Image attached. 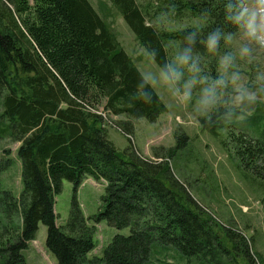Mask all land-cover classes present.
Masks as SVG:
<instances>
[{
  "label": "trees",
  "instance_id": "16d2710c",
  "mask_svg": "<svg viewBox=\"0 0 264 264\" xmlns=\"http://www.w3.org/2000/svg\"><path fill=\"white\" fill-rule=\"evenodd\" d=\"M109 1L162 72L168 65L190 70L178 62L188 50L189 64L203 65L206 57L209 66L218 63L206 47L209 35L220 34L218 53L237 30L228 6L239 0H148L146 6ZM187 16L204 22L177 31L162 27ZM176 45L179 55L171 52ZM189 76L202 77L191 71ZM167 111L91 0H0V142L20 144L24 186L16 199L0 185V264H26L23 252L40 224L58 264H153L168 256L176 264H264L255 260L253 238L215 220L214 225L174 177L170 161L186 149L189 136L175 133L176 145L156 152L157 160L133 148L122 153L109 138L113 117L127 119L115 127L132 137L134 121L154 123ZM227 113L213 107L199 118L201 129L214 135L230 128ZM255 118L242 119L244 127L231 130L228 143L244 180L264 191V119ZM11 164L1 163L0 174ZM87 177L106 182L94 220L130 229L115 236L100 257L91 256L93 232L76 196ZM64 181L73 185L72 213L60 226L55 198Z\"/></svg>",
  "mask_w": 264,
  "mask_h": 264
},
{
  "label": "rangeland",
  "instance_id": "374dc122",
  "mask_svg": "<svg viewBox=\"0 0 264 264\" xmlns=\"http://www.w3.org/2000/svg\"><path fill=\"white\" fill-rule=\"evenodd\" d=\"M91 2L114 30L121 47L168 108L157 122L150 123L145 119L134 121L135 129L132 137L126 136L115 127V122L126 121L125 117H113V121L109 119L107 130L110 140L122 153L128 148H133L135 154L157 160L154 156L156 152L166 153L176 145L175 133L180 132L189 136L191 140L186 149L180 151L170 161L174 177L187 187L192 199L207 215H210V221L214 225L217 223L226 229L243 233L247 239L253 238L255 260L258 261L256 258L258 256L259 261L264 262V191L244 180L236 166L238 159L235 149L228 143L230 131L234 130L238 133V128L244 127L241 123L242 119L252 116H256L255 119H264V89H261V83H264V46L246 38L244 29L237 24V30L231 39H228L224 48L218 53L215 50L212 54L218 63L213 62L212 66H209L211 58L206 57L203 59L204 66H197L198 72L182 70V78L173 83L163 78V72L137 41L119 11L109 0H91ZM137 2L139 6H146L148 0H137ZM244 2L254 6V0H244ZM201 20L187 16L178 22L163 21L162 27L169 31L183 30L202 24L203 20ZM244 47H248L249 51L242 55L241 50ZM172 48L171 52L179 53L177 45ZM225 55L232 56V63L226 70L220 63ZM190 71L202 77H198L192 85L191 98L185 99L183 85L185 81L191 79ZM222 73H225L229 79L226 86L217 85L219 98L215 108L223 107L228 112V117L232 116V120H227L232 126L220 129V132L213 135L201 129L199 118L208 114L210 110L204 112L201 109L200 98L204 89L220 79ZM233 74L238 76L235 84L231 80ZM237 86L256 91V100L238 107L232 105L231 101ZM261 122L263 123L259 126L262 129L264 120ZM19 145L12 140L0 142V164H4L6 160L12 162L10 169L0 174L1 189L11 192L16 199L21 198L24 190L23 166L17 156ZM105 189V181H96L87 177L76 192L85 225L93 232L96 247L91 256H102L115 236L130 234L129 228L117 230L110 227L107 222L94 220L102 208ZM72 199L73 185L64 181L61 194L55 198L57 223L60 226H65L71 217ZM1 212L3 211L0 208ZM18 217L19 215L14 213V219L20 224ZM217 231L221 233L218 228ZM46 239L47 228L40 224L34 240L23 252L26 264H58L55 256L46 247ZM159 258L160 261L157 260L153 264H176L169 256Z\"/></svg>",
  "mask_w": 264,
  "mask_h": 264
},
{
  "label": "clouds",
  "instance_id": "9594fccd",
  "mask_svg": "<svg viewBox=\"0 0 264 264\" xmlns=\"http://www.w3.org/2000/svg\"><path fill=\"white\" fill-rule=\"evenodd\" d=\"M229 9L234 10V14L230 15L235 23L240 25L244 29V35L250 41H255L257 44L264 46V0H254V6H249L240 0L237 5H229ZM219 33L210 34L207 41L206 47L209 51H215L219 44ZM227 39H231V36H228ZM249 51L248 47H244L241 50V54H246ZM192 60L190 55V50L181 53L178 57L179 64L188 65L190 70L199 71V68L196 66L195 61L189 64V61ZM221 66L225 70L232 63V56L225 55L221 61ZM163 78L166 81L176 82L182 78L183 73L174 67L173 65H168L167 70L162 73ZM228 77L225 73L221 74L220 79L216 80L212 85L205 88L203 94L200 98L201 109L204 112L211 110L218 102L219 92L217 90V85H227ZM238 76L233 74L231 80L233 84L236 83ZM195 83L194 79H189L185 81L183 87L184 92L183 96L185 99L191 98V88ZM261 89H264V83H261ZM179 91V89H177ZM256 100V91L244 88L242 86H237L235 88V95L232 98V105L240 106L244 103H251Z\"/></svg>",
  "mask_w": 264,
  "mask_h": 264
}]
</instances>
